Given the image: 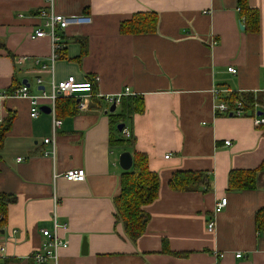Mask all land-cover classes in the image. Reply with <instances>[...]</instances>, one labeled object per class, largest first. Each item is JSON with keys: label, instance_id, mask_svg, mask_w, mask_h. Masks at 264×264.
<instances>
[{"label": "crops", "instance_id": "obj_1", "mask_svg": "<svg viewBox=\"0 0 264 264\" xmlns=\"http://www.w3.org/2000/svg\"><path fill=\"white\" fill-rule=\"evenodd\" d=\"M49 1L0 0V123L15 113L0 149V193L16 198L0 226L6 247L0 263L37 264L32 255L44 242L41 230L53 227L56 198L57 219L68 224L59 236L69 243L57 264H264V233L256 227L264 208V128L250 117H217L213 94L216 87L252 92L264 110V0H246L258 13L256 32L245 26L240 0H53L57 14L91 17L89 24L68 28L66 48L54 61L48 37L30 38L42 24L36 13ZM147 12L159 17L155 33L120 32L122 22ZM70 76L79 82L98 77L96 93L102 96L129 87L143 98L144 111L129 126L132 147L110 145L109 113L94 99L86 100V111L60 117L55 132L51 114L31 118L30 98L51 109L41 91L49 96L53 82ZM22 85L28 97L10 93ZM48 138L54 145L44 143ZM52 151L53 157L45 156ZM125 151L146 154L160 177L158 198L145 208L150 221L136 243L115 217ZM71 169L85 170L86 180L66 181L61 175ZM236 170H257L256 188L228 190ZM178 171L208 173L211 190H172ZM222 198L227 206L209 233L207 223Z\"/></svg>", "mask_w": 264, "mask_h": 264}, {"label": "trees", "instance_id": "obj_2", "mask_svg": "<svg viewBox=\"0 0 264 264\" xmlns=\"http://www.w3.org/2000/svg\"><path fill=\"white\" fill-rule=\"evenodd\" d=\"M240 14L245 19V26L256 32L258 30V13L247 5L246 0L239 1ZM159 17L155 12L136 13L130 20L120 25V32L128 35L151 34L157 31ZM14 90V89H13ZM13 90L10 93H13ZM96 92V86L94 87ZM225 99L230 105L236 101L244 104L247 112L252 111L255 104L262 105V100L255 93L232 92ZM97 102V99H94ZM57 117H70L77 114L78 103L75 99L57 100ZM144 111L143 98L138 96L124 97L119 106V112L109 113L112 126L110 145L112 147L130 148L133 146V132L129 139L121 136L117 126L125 123L131 126L133 116ZM264 117V110L262 111ZM15 119V113L9 112L3 122L0 123V149L3 148L6 135L10 131ZM264 128V125L262 126ZM114 133H117L115 136ZM257 170L231 171L228 180V190L248 191L256 188ZM170 188L177 192H192L198 190L210 191L212 187L211 177L206 172L178 171L170 180ZM160 177L152 172L149 167V158L144 153L136 152L133 157V168L123 172L120 178V194L114 199L115 217L121 223L126 236L133 242L143 236L150 221V215L145 210L159 195ZM16 202L11 195L0 193V226L6 221L8 208ZM256 227L259 233H264V208L256 214ZM166 254H174L164 247ZM176 256H186L175 254Z\"/></svg>", "mask_w": 264, "mask_h": 264}, {"label": "built area", "instance_id": "obj_3", "mask_svg": "<svg viewBox=\"0 0 264 264\" xmlns=\"http://www.w3.org/2000/svg\"><path fill=\"white\" fill-rule=\"evenodd\" d=\"M49 7L46 9H40L36 15L42 20V24L36 29L30 36L32 40L43 39L48 37L51 41L52 47V60L54 61L59 53L66 48L65 33L71 26L85 25L91 22V17L88 15H61L57 14L53 10V0H50ZM238 11H241V8H238ZM217 42L214 41L213 44ZM30 57H23L21 60L27 61ZM34 62L39 64L40 61L35 59ZM43 69L46 68L45 65L42 66ZM228 72L236 74L237 70L233 67L228 68ZM99 78L94 77L92 80L85 82H79L74 76H70L67 79L59 81L57 83H52L51 94L48 96L45 91H41V97L48 98L51 101V116L53 119V131L62 125V121L57 117L56 104L57 100L62 97H74L78 96L80 101L78 103V109L80 111H86L87 108V99H97L103 104L104 111L110 113V108L113 104L116 105V109L119 108L121 100L124 97L136 96L129 87H126L123 92L116 96H102L94 92V87L96 86ZM37 84L41 85V80H37ZM229 92L226 89L216 87L213 91L214 94V113L217 117H250L253 119L256 127H262L264 125V117L262 116L263 109L260 104H255L252 111L247 112L245 110L244 104L241 101H236L233 105H230L225 99H223ZM12 95L28 97L29 88L26 85H22L16 89ZM31 111L30 116L32 119H38L42 114L41 104L39 103V97H31ZM117 112V111H116ZM121 136L129 139L132 135L131 130L128 126L125 125ZM45 144L54 145V139L48 138L44 141ZM226 146H231V141L225 142ZM45 156L53 157L54 151L51 153H46ZM23 159H18L22 161ZM68 182H84L87 178L86 171L83 169H71L61 175ZM59 176L54 174L53 178L56 179ZM55 201V211L52 216L53 227L52 229H42L41 234L44 237V242L41 245V248L32 255V259L37 264H57L59 260V252L61 248H67L69 246L68 241H65L60 238L59 230L68 228L67 223H60L57 219V203L58 200L54 198ZM227 206V198H222L216 202L215 212L212 218L209 219L207 223V231L209 233H214L216 229V219L215 215L221 212ZM6 256V247L3 243H0V259H3ZM242 255H236L237 258H240ZM224 257L223 254H220V259ZM2 264V263H0ZM215 264H220V261Z\"/></svg>", "mask_w": 264, "mask_h": 264}, {"label": "water", "instance_id": "obj_4", "mask_svg": "<svg viewBox=\"0 0 264 264\" xmlns=\"http://www.w3.org/2000/svg\"><path fill=\"white\" fill-rule=\"evenodd\" d=\"M80 100H78L79 102ZM41 111L44 112L45 114H50L51 112V109L49 107H42L41 108ZM116 112V105L113 104L110 108V113H115ZM262 114V113H260ZM125 123H121L117 126V129L119 132H122L123 129L125 128ZM119 165L120 167L123 169V171L125 172H128L130 171L132 168H133V155L128 152V151H125L123 152L121 155H120V158H119ZM87 242L84 241V244H83V247H82V253L84 255L87 254Z\"/></svg>", "mask_w": 264, "mask_h": 264}, {"label": "rangeland", "instance_id": "obj_5", "mask_svg": "<svg viewBox=\"0 0 264 264\" xmlns=\"http://www.w3.org/2000/svg\"><path fill=\"white\" fill-rule=\"evenodd\" d=\"M117 112H119V109H118V111ZM120 149L122 148V147H119Z\"/></svg>", "mask_w": 264, "mask_h": 264}]
</instances>
